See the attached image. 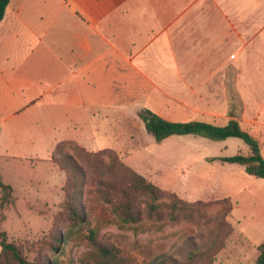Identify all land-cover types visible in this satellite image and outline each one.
I'll use <instances>...</instances> for the list:
<instances>
[{"label":"crops","instance_id":"1","mask_svg":"<svg viewBox=\"0 0 264 264\" xmlns=\"http://www.w3.org/2000/svg\"><path fill=\"white\" fill-rule=\"evenodd\" d=\"M34 8L41 22L32 17ZM29 37L34 47L21 48ZM224 64L264 72V0H10L0 21V147L5 130L46 138L65 127L76 138L52 142V152L62 141L90 149L87 138L96 129L106 134L109 115L129 116L145 128L138 115L144 108L170 121H211L227 108L224 84L215 80ZM172 146L173 153L190 154L181 167L163 168L162 157L153 162L157 167L127 155L122 160L186 200H215L188 198L183 185L217 177L228 190L216 199L245 192L239 174L223 171L229 163L208 159L224 155L208 156L195 144ZM25 147L32 156L36 144L17 149ZM104 149L121 153L118 147L93 151ZM194 189L190 194L201 190ZM262 207L253 216L234 215L244 239L264 219Z\"/></svg>","mask_w":264,"mask_h":264},{"label":"rangeland","instance_id":"2","mask_svg":"<svg viewBox=\"0 0 264 264\" xmlns=\"http://www.w3.org/2000/svg\"><path fill=\"white\" fill-rule=\"evenodd\" d=\"M40 11L34 8L32 13L38 22H41L39 17L43 15ZM45 40L51 46V37ZM35 41L33 37L26 38L21 48H33ZM219 79L225 87L227 108L222 116H217L213 121L225 123L230 114L239 117L242 126L260 140L264 154V72H235L234 67L224 64L222 74H215V80ZM4 133L0 147V177L4 184L12 187V202L4 211L0 231L5 232L7 241L20 246L30 260L79 264V258L91 249L85 240L87 227L90 226L98 229L100 243L118 246L133 258L134 264L160 259L165 254L181 258L177 252L188 251L194 242L206 250L205 261L211 264H253L257 251L252 242L264 240V219H257L256 224L247 230L249 240H246L239 233L233 217L239 212L246 217L250 212L253 216L263 208L264 178L248 175L240 165L222 167L223 171L232 168L234 173L239 174L236 178L239 187L245 189V194L232 200L216 199L228 190L221 177L201 180V184L195 186L184 182L183 178L181 183L184 182L183 187H186V197L215 200H205L212 201L208 204L188 206L174 213L176 219H171L172 213L167 204L172 196H168V192H164L160 199L163 205L151 214L145 199L138 197L132 210L136 219L126 222L122 215L115 212L114 193L98 185L109 162L107 151L112 149L104 150V155H100L103 150L93 151L118 147L121 153L112 151L119 159L127 155L138 163L151 166L158 157H162L166 160L162 162L163 168L168 167V163L169 167H181L190 154L173 153L170 149L174 147L172 144L178 147L195 144L208 156L231 155L238 149H246L239 138L213 141L194 135H174L157 143L140 126L139 121L135 122L129 116L126 120H119L109 115L106 134L96 129V136L87 138L89 143L86 142V145L92 150H79L73 148L72 142L63 141L51 161L50 144L57 140L75 139L76 134L71 129L63 127L46 138L14 137L7 130ZM30 142L36 144L32 156H28L30 151L26 147L17 149ZM63 153L71 154L80 166L78 189L84 206L81 214L86 221L79 225H74L75 221L64 208L67 194L73 192L74 173L64 164ZM95 153L100 154L95 156ZM155 164L153 166L157 167ZM243 175L247 178L243 179ZM195 187L201 189L200 192L190 194ZM179 196L184 199L182 195ZM232 207L236 208L234 213L231 212ZM70 227L73 229L68 240H57Z\"/></svg>","mask_w":264,"mask_h":264},{"label":"trees","instance_id":"3","mask_svg":"<svg viewBox=\"0 0 264 264\" xmlns=\"http://www.w3.org/2000/svg\"><path fill=\"white\" fill-rule=\"evenodd\" d=\"M9 1L10 0H0V21L4 17ZM138 115L144 122L146 131L153 136L157 143H161L174 135L187 134L205 137L213 141L224 140L228 137L239 138L246 146L245 150L238 149L234 154L214 156L208 159L217 160L221 163L240 165L248 175L264 178V154L261 151V142L242 126L243 122L239 117L230 114L225 123H216L213 120L170 121L145 108L141 109ZM62 142L56 144L52 152L51 160L59 144ZM70 142H72L73 148L83 151L86 149L76 142ZM104 150L101 154L95 153L94 155H104L106 153ZM107 153L109 162L104 170L103 178L98 181V185L100 188H105L114 193L116 196L115 200H113V202H115V212L122 215V219L126 222L131 219L135 221L136 219L132 210L133 204L138 197H143L145 199V205L149 209V214H151L156 212L163 205L160 199L165 195L164 192H168V196H172V200L167 204L172 213L170 216L171 219H176L177 216L174 213L188 206L212 202L205 200L188 201L183 199L177 192L164 190L147 180L142 174L128 166L121 158L119 159L112 150L107 151ZM62 160L74 173L73 192L67 194L64 208L72 220L75 221L74 225H79L86 221L84 215L81 214L84 206L80 200L81 193L78 189L80 166L69 153H63ZM225 199L226 198H223L221 200ZM11 202L12 187L4 184L0 177V222L4 219V211ZM73 227L68 228L66 233L63 232L59 235L57 240H68L69 233L72 231ZM87 229L85 240L90 244L91 249L79 258V264H134L133 258L124 253L118 246L100 243L98 240L99 231L97 228L89 226ZM0 245V264H58L52 261L43 263L30 260L24 254L20 246L6 240L4 231H0ZM55 249L56 247H54V250ZM205 251L206 250L201 248L197 242H194L192 248L188 251L177 252L181 258L172 256L171 254H165L160 259L143 262L141 264H211L205 261ZM256 251L257 255L253 260V264H264V242L256 245Z\"/></svg>","mask_w":264,"mask_h":264}]
</instances>
